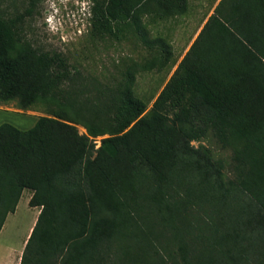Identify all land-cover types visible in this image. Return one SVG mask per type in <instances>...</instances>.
I'll return each mask as SVG.
<instances>
[{"label":"trees","instance_id":"obj_1","mask_svg":"<svg viewBox=\"0 0 264 264\" xmlns=\"http://www.w3.org/2000/svg\"><path fill=\"white\" fill-rule=\"evenodd\" d=\"M145 5L172 15L187 0H92L91 28L131 21L166 51L141 24ZM26 29L23 11L0 10V102L47 110L25 129L0 123V230L24 188L40 207L19 264H198L191 241L228 242L220 253L231 263L264 264V0H219L147 112L131 71L111 84L85 79ZM209 132L232 147L234 178L191 143ZM205 204L209 219L188 223Z\"/></svg>","mask_w":264,"mask_h":264},{"label":"rangeland","instance_id":"obj_2","mask_svg":"<svg viewBox=\"0 0 264 264\" xmlns=\"http://www.w3.org/2000/svg\"><path fill=\"white\" fill-rule=\"evenodd\" d=\"M187 1L188 8L185 15L192 18V24L198 23V20L208 12V9L210 10L219 2V0ZM91 6L92 0H0L1 12L23 11L25 13L27 24L25 35L30 38L32 44L45 50L61 51L67 57L71 67L75 68L83 78L97 79L96 81L103 84H111L121 80L126 75L125 72L131 71L136 79L133 85L134 93L146 101L145 112H147L161 87V81L164 79L161 70L155 65L159 59L154 60L151 48L137 34L131 21L122 30L115 27L113 33H94L90 20ZM27 8L30 11H26ZM146 8V5L142 8L141 18V24L145 28L146 20L150 19L144 14ZM148 27L151 28L150 25ZM152 27V30L147 29L149 38H152L155 33H164L159 22ZM179 33L181 36L185 35L184 29ZM0 106H7L8 110L18 114L20 117H15L17 122L15 124L23 129L31 126L37 117L47 115L46 106L43 103L20 108L16 99H10L0 102ZM4 116L9 117L8 112H1L0 120ZM3 121H9V118L3 119L1 122ZM77 127L80 133H85L83 127ZM99 139L100 136H97L96 145H98ZM191 143L194 146H206L212 159L221 162L223 178L226 181L235 177L236 166L231 146L222 147L211 132L199 140H192ZM27 191L28 189L23 191L17 207L6 217L5 223L7 224L0 238L2 244L19 247L28 224L32 223L35 209H32L27 203ZM205 208L207 209L206 204L204 206L194 205L191 212L185 214L184 218L188 219V223L192 222L195 225L204 223L202 220L205 219V216L206 219L208 218ZM219 211L223 214L227 210L219 206ZM146 221L147 223H160L151 213ZM186 221L184 220V222ZM170 245L171 241H166L167 249H170ZM228 245V242L216 241L214 245H211L207 241H191V246L194 247L193 254L198 256V264H233L227 259V255L224 256L220 253V249L226 248ZM249 249L250 247H248ZM3 255H5L4 250L0 251V261L1 258L3 259ZM166 262L172 264L170 259ZM140 263L160 264V257L147 255L140 260ZM178 263L180 264L181 260Z\"/></svg>","mask_w":264,"mask_h":264},{"label":"crops","instance_id":"obj_3","mask_svg":"<svg viewBox=\"0 0 264 264\" xmlns=\"http://www.w3.org/2000/svg\"><path fill=\"white\" fill-rule=\"evenodd\" d=\"M187 4H188V1H187ZM214 7L211 8L212 10L208 9V12H206V14L200 20H198V23L195 22L193 24L191 23L192 18L185 15L187 12L188 5H187L185 11L180 12V13H175L172 15H166V14L159 15L157 13L156 14L153 13L152 11L145 13V15L150 18V19L146 20V28L147 29L150 28V27H148L150 25L151 26L150 29L152 30L153 29L152 26H154L157 22H159V25L161 26V28L164 31V33H159V32L155 33V35L152 37V39L157 38V37H161L162 40L168 46L166 51L165 50L160 51L159 47H157V46H153L151 48L153 55H154V60L160 59V61L156 62L155 65L157 67H159V70H161L162 76L164 78L161 81L162 84H161L159 91L163 88V86H165L167 84L168 81L171 80L170 78L173 76L175 71L178 69L179 62L181 61V59L183 58V56L187 52L192 41L195 39V37L198 36V34H199L198 32H199L201 26L203 25V23L207 19L208 15L213 12ZM179 15H181V16H179ZM164 28L166 31L164 30ZM182 29H184L185 35L181 36V34L179 32H181ZM152 64H154V63H152ZM151 66H153V65H151ZM6 107L7 106H3V107L0 106V115H1V112H3V111L8 112L9 117L4 116L3 119L9 118L8 122H10L11 124L17 123L15 120V117L19 116V115L16 112L8 110ZM4 114L7 115L6 113H4ZM3 119H1L0 122ZM16 125H18V124H15V126ZM31 126H32V123H31ZM21 129H23V128H21ZM25 189H27V188H24L22 190V193ZM30 196H31V192L28 189L27 196H26L27 197V203H28ZM18 202H19V200H18ZM18 202L16 204V207L18 205ZM31 208L35 209V211H34L35 216L32 220V223L28 224L27 230L24 234V237L21 241L20 246L19 247H13V246H9L7 244H2L0 242V249H1L0 251H2V250L5 251V255H3V259L1 258L0 264H19V260H20L19 255H21V253H22L26 239L30 235V232L34 226L38 212L40 210V207H38V206L31 207ZM8 214H9V212H8ZM7 215H6V217H7ZM6 217H5V220L3 222L2 228L0 230V238H1L2 233L4 232V229H5L6 224H7V223H5Z\"/></svg>","mask_w":264,"mask_h":264}]
</instances>
